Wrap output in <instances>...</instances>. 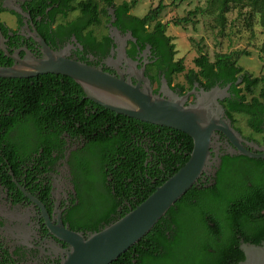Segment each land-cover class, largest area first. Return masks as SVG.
<instances>
[{
    "label": "flooded vegetation",
    "instance_id": "flooded-vegetation-1",
    "mask_svg": "<svg viewBox=\"0 0 264 264\" xmlns=\"http://www.w3.org/2000/svg\"><path fill=\"white\" fill-rule=\"evenodd\" d=\"M12 4L16 7H0V15L5 13L11 18L0 17L1 68L44 58L42 46L36 41V32L52 52L114 76L121 74L133 85L140 82L141 89L147 83L154 95H164L167 91L164 84L178 96L202 89L195 82L188 88L184 75L183 82L176 83L178 75L170 74L168 83V60L154 55L150 45L127 38L129 32L116 28L117 36L108 31L109 43L97 42L91 51V44L69 35L68 29L57 30L55 22H51L48 16L50 8L44 11L28 8L25 0H16ZM54 19L60 18L56 16ZM23 79L28 81L25 90L31 93L29 103H16L9 108L5 95L13 98L12 90H6L10 83H0V128L1 136H4L0 144V160L9 164L7 161L13 159L16 168L14 172L10 167L2 168L3 163H0V264H61L69 247L57 240L51 229L61 223L65 229L87 237L91 232L78 224L90 218V210L137 205L165 177V154L173 138L159 129L142 128L138 124H134V128L129 126L130 134L126 139L131 150L137 149L132 154L144 158V181L139 189L128 191L131 196L120 200L114 189L116 176L109 171L107 162H102V166L99 163L101 159L116 156L119 141L112 128L115 121L103 117L93 105H86L85 101H91L86 98L87 93L69 77L48 73ZM193 100L191 95L187 103ZM90 127L100 129L90 134ZM262 130L258 137H242L247 149L264 151V121ZM102 146L106 151L102 152ZM230 149L231 144L222 135L213 139L212 157L200 183L206 187L215 183L221 158L229 154ZM169 150L178 152L171 147ZM177 155L179 153L173 157L172 164L177 163ZM231 155L237 154L233 152ZM252 160L264 161V158ZM112 168L115 169L116 165ZM246 179L250 176L246 175ZM126 189L127 185L124 194ZM22 190L44 207L49 225L42 209Z\"/></svg>",
    "mask_w": 264,
    "mask_h": 264
},
{
    "label": "trees",
    "instance_id": "trees-1",
    "mask_svg": "<svg viewBox=\"0 0 264 264\" xmlns=\"http://www.w3.org/2000/svg\"><path fill=\"white\" fill-rule=\"evenodd\" d=\"M136 4V0L122 1L120 4H115V0H25V6L28 8L41 11L50 8L48 16L51 22H55L57 30L68 29L69 35L73 34L82 43L91 44V51L97 42L109 43L107 33H97L96 29L110 21L111 15L108 11L112 9L113 27L121 32H129L137 43L150 45L154 55L168 60L167 79L170 74L184 73L183 60L174 59L175 45L166 34V25L159 20L163 10L162 3L159 2L142 17L131 14ZM207 4L206 11L216 14L221 25L224 24L227 13L238 11L244 12L249 18H256V23L264 28V0H208ZM197 12L199 9L196 8L185 17L176 19L174 25L187 24ZM56 16L60 19L55 20ZM198 51L199 55L192 61L194 69L184 73L187 87L195 82L207 91L214 86L223 88L229 85V97L220 101V105L232 127L243 136L242 130L237 126L238 119L242 118L245 126L251 131V135H244L243 138L252 139L253 135L262 134L264 76H252L239 66L237 58L229 53H217L210 60L207 53H201L200 48ZM2 82H9L6 90H12L13 98L5 95L8 108L16 103H29L31 93L25 90L27 80L0 79V83ZM17 82L19 84L15 85ZM69 82L74 85L70 79ZM85 104L93 105L103 117L115 121L112 128L117 132L119 141L116 144V156L109 160L101 159L99 163L102 166V162H107L109 171L116 176L114 189L120 200L131 196L128 191L132 188L139 189L144 181V158L133 155L137 149L131 150L126 139L130 134L128 128H134V124L142 128L162 130L166 136L173 138L169 149L171 147L178 150L177 153H171L167 149L166 161L163 164L165 177L157 186L188 160L192 140L186 134L118 115L94 105L91 101H85ZM98 129L100 128L90 127V134ZM101 129L103 130L102 127ZM3 138L0 128V144ZM104 151L106 150L102 146V152ZM178 153L177 163L172 164L173 157ZM0 163H3L2 168L10 167L12 171H16L13 159L7 161L9 164H5L3 160H0ZM114 165L115 169L112 168ZM246 175L250 176V179H246ZM214 180L215 183L210 186L199 183L189 189L139 242L111 264H238L243 261L244 254L239 248L241 240L253 245H260L264 241V161L241 155H224ZM248 182L250 186L247 185ZM154 189L141 198L137 205ZM137 205L131 208L114 205L90 210V218L80 221L82 224L78 225L95 233Z\"/></svg>",
    "mask_w": 264,
    "mask_h": 264
},
{
    "label": "water",
    "instance_id": "water-1",
    "mask_svg": "<svg viewBox=\"0 0 264 264\" xmlns=\"http://www.w3.org/2000/svg\"><path fill=\"white\" fill-rule=\"evenodd\" d=\"M13 1L16 0H2V7L15 8ZM108 14L111 19L107 23V29L117 35L119 32L112 26V9H109ZM34 34L36 41L42 46L44 58L33 63L20 61L19 66L0 67V78L23 79L39 74H60L76 82L87 93L86 98L103 109L184 133L192 140V150L185 164L118 220L87 237L65 229L61 223L52 228V235L69 247L61 264H111L139 242L175 202L200 183L212 157L215 137L222 135L231 144L232 149L225 155L232 156L231 153L235 152L249 159L264 158V151L261 149L253 152L244 146L242 136L232 127L219 104V100L229 97V85L223 88L215 86L208 91L192 90L178 96L164 84L167 89L164 95H154L147 83L141 89L140 82L133 85L121 74L114 76L100 68L74 62L66 59L63 54L52 52L37 33ZM127 38L133 40L130 33ZM191 95L194 100L187 103ZM248 145L251 146L249 143ZM23 193L42 209L44 220L49 225L44 207L32 196L24 191ZM239 248L244 254V260L238 264H264V241L260 245H253L241 240Z\"/></svg>",
    "mask_w": 264,
    "mask_h": 264
},
{
    "label": "rangeland",
    "instance_id": "rangeland-1",
    "mask_svg": "<svg viewBox=\"0 0 264 264\" xmlns=\"http://www.w3.org/2000/svg\"><path fill=\"white\" fill-rule=\"evenodd\" d=\"M0 0V7H2ZM122 1L115 0V4ZM137 4L131 14L142 17L148 10L155 8L159 2L163 10L159 20L166 25V34L175 45V60L182 59L185 71L194 69L193 59L201 53H207L210 60L217 53H229L237 58V64L254 77L264 76V28L256 23V18H249L244 12L230 11L225 15L223 25L217 21L216 14L206 11L208 0H136ZM196 15L187 24L174 25L176 19H181L195 9ZM2 19H11L7 14H1ZM97 28V33H107V24ZM106 28V29H105ZM184 73L179 74L175 82L182 83ZM237 126L244 135H251L242 118ZM253 135V134H252ZM242 136V137H243ZM259 135H253L258 137Z\"/></svg>",
    "mask_w": 264,
    "mask_h": 264
}]
</instances>
